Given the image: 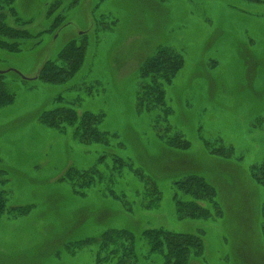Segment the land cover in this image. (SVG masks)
Here are the masks:
<instances>
[{"label":"rangeland","instance_id":"obj_1","mask_svg":"<svg viewBox=\"0 0 264 264\" xmlns=\"http://www.w3.org/2000/svg\"><path fill=\"white\" fill-rule=\"evenodd\" d=\"M0 24L15 32L0 33L11 95L0 107V264H98V245L84 242L112 229L136 234L139 264H164L141 237L149 229L201 235L190 264H264V187L250 175L264 162V0H0ZM68 45H85L80 70L39 80ZM160 47L184 60L166 117L138 108L141 71ZM64 109L103 117L109 141L49 125ZM175 133L188 149L167 146ZM115 158L128 164L121 174ZM95 167L105 178L92 187L69 181ZM137 174L158 185L157 207ZM187 175L213 187L219 216L178 219L175 182Z\"/></svg>","mask_w":264,"mask_h":264},{"label":"trees","instance_id":"obj_2","mask_svg":"<svg viewBox=\"0 0 264 264\" xmlns=\"http://www.w3.org/2000/svg\"><path fill=\"white\" fill-rule=\"evenodd\" d=\"M10 29L12 28L0 24L1 34L9 35L15 33ZM4 46L10 52H16L19 49V45ZM84 46L68 45L58 57V61H61L60 67H58L57 61L49 62L37 78L51 84H60L72 78L84 63ZM183 62V58L177 52L161 47L155 55L146 61L140 74L142 83L138 98V108H145L148 112L162 108V114L166 117V112L168 111V107L166 106V86L182 70ZM10 100V91L4 81V76L0 75V107L7 104ZM50 116L48 115L45 118L48 119ZM102 120L103 117L91 113H86L84 116L78 117L73 109H64L58 116L49 120V125L53 127H61L65 124L70 125L76 128L77 136L83 142L107 143L109 141L108 133L99 130V125ZM167 130L169 131V129ZM166 139L167 146L172 149L186 150L189 147V142L176 133ZM215 150L219 155L221 153L224 155L231 154V151H227L226 153L222 152L221 146ZM213 154L215 153L213 152ZM127 165L125 160L115 158L113 171L121 174L123 168L127 167ZM74 175L69 177L70 182L76 185L84 183L86 180L85 183L88 188L105 178L96 167L86 172L78 173V176L74 177ZM137 175L145 183L144 196L147 198V206L157 207L159 202H161L158 185L150 178L144 177L143 179L142 175ZM250 175L257 184L264 187V162L253 166L250 170ZM79 187L82 189L85 185ZM175 188L182 196L176 194L174 197L178 219L208 220L220 215L221 207L215 200L217 197L216 192L203 177L187 175L183 179L175 182ZM203 202H208L211 210L202 206L201 203ZM5 211L6 200L0 194V219ZM141 237L147 242L150 255L161 254L164 259V264H190L191 257H200L204 250V242L201 235L175 233L164 229H149L145 230L141 234ZM137 239L136 234L131 230L112 229L102 234L97 241L90 240L84 243L86 245H98V264H108L111 262H114V264H139L136 249Z\"/></svg>","mask_w":264,"mask_h":264},{"label":"water","instance_id":"obj_3","mask_svg":"<svg viewBox=\"0 0 264 264\" xmlns=\"http://www.w3.org/2000/svg\"><path fill=\"white\" fill-rule=\"evenodd\" d=\"M0 74H5V72L0 71Z\"/></svg>","mask_w":264,"mask_h":264}]
</instances>
